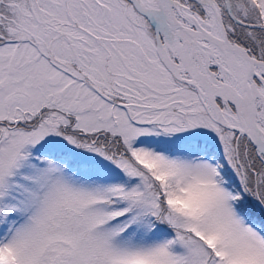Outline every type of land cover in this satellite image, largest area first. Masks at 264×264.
Returning <instances> with one entry per match:
<instances>
[{
  "label": "snow or ice",
  "instance_id": "1",
  "mask_svg": "<svg viewBox=\"0 0 264 264\" xmlns=\"http://www.w3.org/2000/svg\"><path fill=\"white\" fill-rule=\"evenodd\" d=\"M0 264H264V0H0Z\"/></svg>",
  "mask_w": 264,
  "mask_h": 264
}]
</instances>
